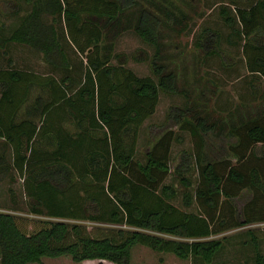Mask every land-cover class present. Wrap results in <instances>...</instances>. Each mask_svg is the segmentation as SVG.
<instances>
[{
  "label": "trees",
  "instance_id": "1",
  "mask_svg": "<svg viewBox=\"0 0 264 264\" xmlns=\"http://www.w3.org/2000/svg\"><path fill=\"white\" fill-rule=\"evenodd\" d=\"M0 181L22 178L28 213L0 211V264H130L134 245L210 264L239 229L264 264V0H216L227 31L181 37L204 0H0ZM134 32L153 47L139 76L115 52ZM239 49L252 99L214 105L217 80L203 70L220 41ZM9 44L38 53L47 73L17 67ZM142 52V51H141ZM221 57L225 68L235 64ZM160 93L181 95L164 125L139 133ZM168 123V124H167ZM188 133L190 149L171 155ZM13 204L16 192L8 187ZM180 197L181 208L174 204Z\"/></svg>",
  "mask_w": 264,
  "mask_h": 264
},
{
  "label": "rangeland",
  "instance_id": "2",
  "mask_svg": "<svg viewBox=\"0 0 264 264\" xmlns=\"http://www.w3.org/2000/svg\"><path fill=\"white\" fill-rule=\"evenodd\" d=\"M216 0H204L205 8L202 17L196 18L192 22L190 29L182 35L181 41L183 44L191 46L192 39L200 31L202 27L210 26L212 28L227 31L222 24L221 18L218 15V6H215ZM8 10L6 5L0 1V12L5 13ZM0 20H4L8 24L11 19L0 13ZM220 48L222 54L219 57L207 58L204 69L210 76L217 80V95L214 98V105L222 108H232L240 102L251 100L252 93H259L263 88V83L254 89L249 87V74L245 71L241 59V52L237 48L226 45L221 40ZM14 65L30 69L39 73H47L49 69L40 59V55L31 51L28 47L12 44L10 46ZM142 51V52H141ZM115 52L126 55V66L131 68L137 75L144 76L150 74L149 60L137 61L136 56L150 57L153 53V47L150 44L143 42L134 32L129 31L122 34L115 44ZM226 56L228 63L235 64L231 69H227L222 64L221 57ZM5 66L4 60L0 58V67ZM185 100L181 95L160 93L159 102L155 113L145 120L139 133L137 145V157L144 161V154L149 145V126L151 124L164 125L168 122L167 113L170 106H182ZM168 124V123H167ZM168 129H172L175 133L181 135V142H173L171 147V155L175 156L181 149H190L191 141L188 133L179 132L174 125H167ZM22 178L16 176L14 182H10L8 178L0 181V211H9L17 213L21 216L39 218L28 213L25 204V193L23 190ZM8 187H12L16 192L17 203L13 204L9 194ZM174 204L184 208L178 197ZM264 226V224H261ZM239 229H233L228 232L215 235L214 237H228L223 249L216 255L213 262L210 264H251L252 250L248 245L240 243L242 237L238 236ZM261 251L264 254V240L260 243ZM44 264H97L94 262H74L70 256H60L56 258H42ZM103 264H110L104 262ZM130 264H202L195 259H180L170 253H161L150 250L149 248L136 244L132 247L130 253Z\"/></svg>",
  "mask_w": 264,
  "mask_h": 264
},
{
  "label": "crops",
  "instance_id": "3",
  "mask_svg": "<svg viewBox=\"0 0 264 264\" xmlns=\"http://www.w3.org/2000/svg\"><path fill=\"white\" fill-rule=\"evenodd\" d=\"M12 44H9V56H11L12 57V55H11V51H10V46H11ZM13 59V58H12Z\"/></svg>",
  "mask_w": 264,
  "mask_h": 264
}]
</instances>
